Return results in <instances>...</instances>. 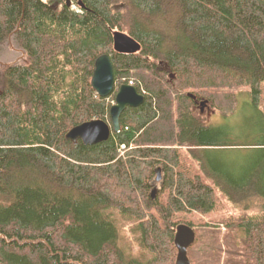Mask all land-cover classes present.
<instances>
[{"label":"trees","instance_id":"16d2710c","mask_svg":"<svg viewBox=\"0 0 264 264\" xmlns=\"http://www.w3.org/2000/svg\"><path fill=\"white\" fill-rule=\"evenodd\" d=\"M70 2L0 0V264H174L180 223L195 231L191 264H264V0ZM115 31L139 51L116 52ZM101 54L114 71L107 97L90 84ZM122 84L144 101L122 112L120 131L68 140L83 122L111 125ZM245 96L260 119L246 143L196 105L228 120ZM237 148L260 155L230 171L209 161ZM208 176L237 215L218 214ZM111 206L137 221L151 259L119 246ZM177 213L217 216L194 224Z\"/></svg>","mask_w":264,"mask_h":264},{"label":"water","instance_id":"95a60500","mask_svg":"<svg viewBox=\"0 0 264 264\" xmlns=\"http://www.w3.org/2000/svg\"><path fill=\"white\" fill-rule=\"evenodd\" d=\"M66 5L71 6L70 0H66ZM113 48L118 53L134 54L140 49V44L129 35L115 31L113 33ZM92 88L98 96L107 97L113 90L115 85L113 64L109 55L101 54L94 62V69L90 80ZM190 97H193L191 94ZM144 96L137 92L136 88L129 84H122L115 95L114 103L109 109L111 125L101 119H92L72 127L66 134V138L70 141L81 140L86 145H94L109 140L112 133L120 131V116L127 108H134L141 105ZM200 114L206 112L209 119L212 110L206 100L197 102ZM160 168H157L156 181H160ZM157 188L154 187L150 192L151 199L155 198ZM174 246L177 250L174 264H191L187 256L188 248L195 241V231L187 224L180 223L175 227Z\"/></svg>","mask_w":264,"mask_h":264},{"label":"rangeland","instance_id":"374dc122","mask_svg":"<svg viewBox=\"0 0 264 264\" xmlns=\"http://www.w3.org/2000/svg\"><path fill=\"white\" fill-rule=\"evenodd\" d=\"M242 106L244 107V109H240ZM235 115L236 117L234 116L231 119L229 118L228 120H225L219 114L213 113L209 118V120L213 126H223L225 125V123H227L232 128V133H233L232 137L237 142L246 143L257 139L258 138L257 131L255 133L253 131L257 129V125L260 119H258L257 116H255L256 112L250 108L248 97L245 96L240 98V106L239 109L237 110V114ZM1 137L2 135L0 132V141L3 140ZM7 147L8 146L3 145L1 148H7ZM259 155L260 154L258 152L251 151L250 149L247 148H239V149L237 148V149L217 150L216 153L215 152L210 153L208 155V158L210 159L209 161L212 163L213 166H216L221 170L226 169L227 171H230L232 169H237L247 166L253 159H257L258 158L257 156ZM192 163H197L196 167H198V162H192ZM199 174L203 175L205 173L204 171L199 170ZM159 177H160V181L155 182V187L157 188L156 193L157 191L159 192L161 188L162 171L159 172ZM205 179L208 183H210L215 187L211 177L208 176ZM152 188L149 191V194L152 191ZM215 190L222 204V209L218 212V214L220 216L226 214L237 215L239 211L237 209H234L232 205H230L227 202L223 193L220 192L216 187ZM108 211L114 221L117 230L119 246H121L128 255L134 258H138L142 261H147L151 259L152 254L148 250L142 248L138 243V238L140 237V234L138 231L135 230L137 221L133 218H130L129 216L122 215L113 206H111L108 209ZM177 216L190 220L194 222V224H197L200 220L205 221V220L214 219L217 216V214L212 213L209 215H201L199 213H177Z\"/></svg>","mask_w":264,"mask_h":264},{"label":"bare ground","instance_id":"6f19581e","mask_svg":"<svg viewBox=\"0 0 264 264\" xmlns=\"http://www.w3.org/2000/svg\"><path fill=\"white\" fill-rule=\"evenodd\" d=\"M95 92H96V91H95ZM157 168H158V167H157ZM157 168H156L155 171H154V174H155V181H156V177H157V175H156V174H157V173H156ZM152 189H153V188H152ZM156 194H157V193H156ZM150 198H151V197H150ZM155 198H156V197H155ZM155 198H154V199H155Z\"/></svg>","mask_w":264,"mask_h":264}]
</instances>
